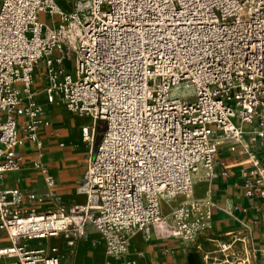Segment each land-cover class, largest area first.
<instances>
[{
    "label": "built area",
    "instance_id": "obj_1",
    "mask_svg": "<svg viewBox=\"0 0 264 264\" xmlns=\"http://www.w3.org/2000/svg\"><path fill=\"white\" fill-rule=\"evenodd\" d=\"M88 6L84 13L58 0H0V230L10 242H0V264H62L56 245L30 241L62 234L74 243L89 227L114 256L125 251L133 230L163 234L166 227L164 233L189 237L202 217L200 201L181 204L172 226L161 199L190 190L198 174L216 176L220 146L235 150L246 137L236 116L255 123L249 138L264 147V0H89ZM40 63L47 102L95 119L82 126L92 147L78 186L87 200L52 209H40L33 191L1 186L22 164L18 146L39 141V126L50 123L35 89ZM184 84L195 87L194 97L173 91ZM245 149L264 181V162ZM36 165L55 195L54 176ZM231 248L219 242L203 264H252L249 254L233 256Z\"/></svg>",
    "mask_w": 264,
    "mask_h": 264
},
{
    "label": "crops",
    "instance_id": "obj_2",
    "mask_svg": "<svg viewBox=\"0 0 264 264\" xmlns=\"http://www.w3.org/2000/svg\"><path fill=\"white\" fill-rule=\"evenodd\" d=\"M37 83L42 84L40 89L44 88L46 78L42 76V72L37 71L35 85ZM43 104L50 123L39 126V141L26 140L18 146L22 164L6 174L1 186L35 192L41 198L37 205L45 209L60 201L85 202L87 196L79 193L78 186L87 169L92 147L83 139L82 126L94 124L95 119L92 115L72 114L63 104L47 101ZM237 123L246 130V137L235 150L228 144L220 146L216 153V176L211 181L200 174L195 178L192 196L212 201L207 225L199 229L195 237L185 240L173 236H158L156 232L151 237V232L146 234L138 231L131 237L125 255L115 257L114 261L110 260L111 264H203L205 254L217 253L221 241L232 243L230 251L233 256L244 257L249 254L252 264H264V194L261 193L264 181L254 172L256 167L249 161V152L245 146L263 162L264 147L259 140L251 141L249 138V131L254 124L241 121ZM38 162L44 164L55 178L53 196L48 195L50 188L36 165ZM203 186L205 190L201 193L199 189ZM80 196L84 200L73 201ZM184 199L185 196L181 195L174 198L175 201H162L163 214L169 213L173 206L178 205L175 203ZM52 238L56 239L55 243L60 249V244L66 243L62 234L47 240ZM99 240L105 244L103 239ZM0 242L2 246L10 243L5 231L0 234ZM71 248L76 254L80 249ZM61 255L64 259L62 249Z\"/></svg>",
    "mask_w": 264,
    "mask_h": 264
},
{
    "label": "rangeland",
    "instance_id": "obj_3",
    "mask_svg": "<svg viewBox=\"0 0 264 264\" xmlns=\"http://www.w3.org/2000/svg\"><path fill=\"white\" fill-rule=\"evenodd\" d=\"M84 3H86V5L89 4V0H83ZM58 3L60 5H62L64 8L68 9V10H77L79 4H78V0H58ZM51 15H48L46 14L45 12L41 13L40 14V17L42 19H49ZM72 62V59L71 61ZM43 66H44V63H40L39 65V68L37 69L38 70V73H41L43 71ZM70 71L73 72L74 74V69L71 67L70 68ZM42 87V84H36L35 85V89L38 90V95L37 97L39 98V100L42 102V103H46V93L44 91V89H40ZM175 93H178L179 95H184V96H188V97H194L195 95V87L191 84L189 85H181ZM55 104H63L65 109H68L66 107V105L64 103H56ZM44 105V104H43ZM70 111V110H68ZM72 113V112H71ZM72 114H75V113H72ZM239 119H235L236 122H239L238 121ZM248 125V124H247ZM251 127V125H249ZM99 131H98V134L96 136V141L98 142L101 138V135H102V131L104 129V123L103 122H100L99 123ZM246 129H249L248 127H246ZM205 190V186L201 187L199 189V191L201 193H203V191ZM84 200L83 197L80 196L79 199L77 200H73V201H82ZM172 201H175L174 199ZM58 202H56L55 204H53L52 207H50L49 209H52L54 208L56 205H57ZM181 203V202H180ZM201 203V202H200ZM175 204H179V203H175ZM40 209H45V208H40ZM162 209V208H161ZM200 213L202 214V217L200 218V221L204 220L205 218H208L207 216V212H206V205L202 204L201 203V207H200ZM198 215L195 214V217H197ZM207 216V217H206ZM3 231L0 230V234L2 233ZM154 232H156V234L158 236H161V234L157 233L156 230H151V237H154ZM173 236V235H171ZM175 237V236H173ZM100 236H99V233L93 228V227H90L89 230H88V234L83 236V237H80L78 239H76L73 243V245H70L67 241L66 243H61L60 244V247L62 249V252L64 253V259L61 255V249L59 248V245L56 242V239L55 238H52V239H49V240H44L42 241V239H38V240H33V241H30V245L33 246V247H37V246H46V244H49V246L51 245H56L59 249V254H60V257H61V263L62 264H107L106 262V257L108 256V258H110L111 261H114L117 257H112V256H109L111 255L110 253H108L107 251V246L105 247L103 245V243L100 242L99 239ZM180 239H183L185 240L184 237H178ZM68 239V238H67ZM188 239V238H187ZM186 239V240H187ZM69 240V239H68ZM193 240V239H192ZM63 241H65L63 239ZM92 241L94 243H92ZM44 242V243H42ZM46 243V244H45ZM71 247H76V248H80L78 251H77V254H76V251L73 250ZM125 253L124 251L120 253L119 256H124ZM129 258H131L129 256ZM114 259V260H113Z\"/></svg>",
    "mask_w": 264,
    "mask_h": 264
},
{
    "label": "bare ground",
    "instance_id": "obj_4",
    "mask_svg": "<svg viewBox=\"0 0 264 264\" xmlns=\"http://www.w3.org/2000/svg\"><path fill=\"white\" fill-rule=\"evenodd\" d=\"M73 2H74V0H73ZM78 4H79V6H78V8H77V10H79V11H81V12H84V13H86L87 12V10H88V8H89V6L88 5H86V3H84V1L83 0H78ZM60 5V4H59ZM61 6V5H60ZM178 89V86H176V87H174L173 88V91L174 92H176V90ZM236 115H237V113H236ZM235 119H239L237 116H236V118ZM242 123H245V122H242ZM249 124H254V127L256 126L255 125V123L254 122H252V123H249ZM94 125V124H93ZM241 126V125H240ZM242 127V126H241ZM253 127V128H254ZM243 128V127H242ZM200 175H203V174H200ZM199 175V176H200ZM203 176H205V175H203ZM206 177V176H205ZM208 178V177H207ZM192 189H193V186H192V188L190 189V190H188L187 192H185V193H182V194H179V195H176V196H165V197H163L162 199H161V208H162V201H168V202H171L174 198H176L177 196H181V195H184L185 196V199L181 202V203H179L178 205H175V206H173L172 207V209H171V211L169 212V213H167V214H163L164 215V219H165V221H167V223H169L170 225H172V226H177L176 225V223H177V218H175V214H174V212H175V210L181 205V204H185V203H188V202H193V201H195V200H199L202 204H204V205H206L207 206V204L209 203V200H208V198H194L193 196H192ZM208 207H206V214H207V216H208V218H205L204 220H202V221H199L198 223H197V225H196V228H195V230L193 231V233L189 236V237H186V238H193V237H195V235L197 234V232H198V230L199 229H201V228H204L206 225H207V223H208V221H209V215H208ZM206 216V217H207ZM182 226H181V224L179 225V228H181ZM166 230V227H161L160 229H159V231L160 232H163V234H161V236H171V235H169V234H167V233H164V231ZM174 230V233H179L181 230H177V228L176 229H173ZM138 231H144L146 234H149L150 232H151V230L150 229H147V230H133V231H130L129 232V234H128V236H129V242H128V244H127V247L125 248V251H127V249H128V247H129V244H130V239H131V237L133 236V235H135ZM49 238H51V237H49ZM66 238V237H65ZM45 241L48 239V238H43ZM43 239H42V241H43ZM41 240V239H40ZM66 241L70 244V245H73V243H71L67 238H66ZM42 243H44V242H42ZM46 244V243H45ZM105 246H106V243L104 244ZM46 246L48 247L49 246V244H46ZM74 246V245H73ZM131 246V245H130ZM130 250V249H129ZM107 251H108V253H109V250L107 249ZM124 251V252H125ZM111 254V253H110ZM120 254H118V255H115V256H119ZM109 256H112V257H115L114 255H109ZM106 262H107V264H111V262H110V258H108V256L106 257ZM130 262V261H129ZM122 263V262H121ZM133 263V262H132ZM123 264H125V263H123Z\"/></svg>",
    "mask_w": 264,
    "mask_h": 264
}]
</instances>
